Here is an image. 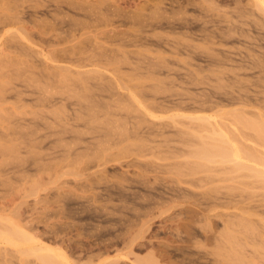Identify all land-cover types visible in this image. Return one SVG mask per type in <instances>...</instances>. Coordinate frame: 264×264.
Segmentation results:
<instances>
[{"label":"bare ground","instance_id":"bare-ground-1","mask_svg":"<svg viewBox=\"0 0 264 264\" xmlns=\"http://www.w3.org/2000/svg\"><path fill=\"white\" fill-rule=\"evenodd\" d=\"M97 1L98 2L92 3L86 0H0V159L2 158V160H0V198L6 200L5 202L0 201V264H128V262H125V259L128 258L130 254H133L134 241H124L123 248L117 250L118 253L116 256L103 257L104 254L107 253L110 248L114 247L115 244L112 241H109V243L105 241L103 242L101 241L97 243L92 242L94 243L93 246L96 247V249L93 248L92 246L89 247L86 246L85 244H83V242L81 243L79 241L69 242L66 237L60 235L66 234L68 228L72 227L71 223L67 221H61L60 223L50 224L46 220L43 221L45 223L44 226L45 230L42 232H38L33 222L35 219L33 215L27 217L25 210L26 201L24 200L30 195L32 194L34 195V193L38 191L41 182L44 180L41 178V174H42L41 172L47 170L50 167L58 166L61 163L64 164V162H67V164L65 165H72L76 167L77 174H83V171L89 168L90 165H97L100 168L97 171V173L101 177L95 179H85V182L86 181L91 182L92 184L94 183L96 184L105 183L107 185L108 183L110 184L115 183V184L107 186L108 189L106 190V192L107 195L109 196L107 203H100L97 200L98 193L96 192L91 193V196L87 194L92 184H81L78 185V188L83 187L85 189L82 192V194H78L75 190L71 189L66 193L62 192L61 194L56 195V198H59L58 200L61 206H63L62 203L66 205L67 201L68 202H71V200L75 201L74 198H76L77 200L82 199V200H86L85 202L87 203L86 206L82 205L84 211L88 210L91 207L94 208V210L99 211V213L105 212L109 216H111L114 215L113 214L114 212L112 213V211L109 210V203H111V199H112V191L110 189L111 187H114L116 189L118 188L120 190L121 198L122 197L125 198V205H124L125 209L127 210L128 208L129 210L132 208L130 206L128 207L127 205V201H126L127 191L123 193L121 189L122 187L120 188L116 184H120V185L122 183L127 184L133 181H137V182L143 181L142 183H147L151 181L150 180L151 177H153L155 181H165V179L161 177L160 174L162 175L173 174V175H177L179 178H170L171 182H174L177 185H180L178 183L189 182L196 187V184L198 186L201 183H204L206 185L207 183L209 184L210 181L213 184L214 182L221 183L222 181H224V174L228 173L229 175V172L231 171L230 173L233 174V178H235L234 191L228 190L223 192V190H221L224 187L223 184L220 186L217 185L215 186V188L221 187L220 189L217 188L218 189L217 191L220 192H216L215 190L216 193L215 196H213V198L216 199V202L218 199L222 200V203H220L221 207L222 205H225L224 202L226 200L223 202V199L226 198L229 201H231V199L233 198L236 199V202L238 201V204L241 207L240 212H242V216L244 217V214L245 216L246 213L248 214L245 221L248 222L249 220L248 224L253 225V229L255 227L257 229L261 223H264L263 222L264 221V129H263L264 104L262 105L260 100H257L258 101L257 103L260 102L262 106L261 105L258 106L259 104L256 103L257 104L256 106H258L256 108L255 103L253 104L251 100H250L251 103L250 101H248L249 98L244 99L242 98L241 95L239 96L241 98H239L238 96L234 94L233 96L231 95V93H229L233 97H231L228 100V102L232 104L233 107L229 110H224L223 109L224 104L221 103L222 100L214 98L220 100L221 102L216 100L212 101V99L210 98L211 96L210 94L209 96L208 94L203 93L204 96L208 95L210 99L208 98L206 99V97L208 96L204 97L202 94H200L201 98H205L204 100L201 99L200 96L199 98L198 97L195 98L196 95L194 93L191 94L192 92L187 94L188 93L187 91H189L190 89H188L189 87L186 88L185 86L186 85L185 82H187L186 80L185 81L182 80L181 82L179 80L180 83L183 84L185 83V84L184 87L181 84H179L180 88L179 87L177 88L176 82L172 79H171L172 81L166 82L164 80H161L162 78L161 79L157 77H156L157 79L154 78L155 75L158 74L157 73L158 71H156V67L159 68L158 66L159 64L157 63L155 65V68H153L154 64L152 62L151 63L153 65L151 63L148 65V63H146L148 65V69L147 71L145 69V71L146 74H148L150 77H147L145 72H143L147 78V79L144 78L145 82L148 79H151V77H153L152 81L148 80L150 82L154 81L151 84L146 85L144 82H142L143 78L141 81H139V78H141L139 76L140 74L139 72H141V70L138 72L139 70L138 67H140L138 63H136V66L138 64V67L135 66V68H133L134 69L133 72L134 71L136 72V73L134 72L135 76H137L136 78H133L134 76L133 75L130 76V74L128 76V73L127 75H125L126 72L123 70L124 68L122 69V67H125L123 65L127 64L128 62H130V64L131 63L134 64V62H137L138 60L136 59L137 60L136 61L134 59V62L130 61L131 59H133V57L129 55L130 50L128 51L126 49V45L128 44L126 40L128 37L127 38L125 37L126 40H123L125 38L121 37L120 36L121 34L119 32V30L121 29L116 31L114 29L115 27L114 28L110 27L111 30L114 29L115 30L114 32H117L115 33V35H112L114 34L113 32L109 34V36L111 35L110 37L108 36V33H110L111 31L107 33V29H109L108 27L112 25L111 22L115 21L114 18L117 17V19H121L122 17L124 19L128 16L124 17L126 15L124 13L126 12L122 10L123 8H121L120 5L117 6L118 3L117 5L116 4L112 5L110 4L111 2H108L109 0H100V1L97 0ZM197 1L200 2V0ZM197 1L187 0V4H188L187 7L190 5H193L194 7V4L195 5L200 4L199 6L197 5L198 9L201 6L200 11L203 10V12L206 13V14L204 13L205 15L202 16L209 17L210 15V17L211 16L213 17L212 20L210 19L208 20L206 18L208 22L211 21V24L213 23L216 24L215 22L217 21V25L220 24V23L218 24V20L221 22L224 21L228 23V26L225 24L227 27L226 32L231 31L230 33L229 32L228 33L229 34L233 33V35L234 32L243 30V28L240 25L239 26L237 25L238 22L239 23L241 22V19L243 18L248 19L251 16L255 17L256 14L255 10L260 5H262L260 8L263 7L262 11H264V0L252 1L254 6H258L255 10L253 7L252 9L253 12H248V8L246 7V5L248 6L251 5L252 3H249L247 1V3L244 4L243 0H201L202 1L201 3H198ZM162 3L163 5L166 4V2L165 3L162 2ZM180 4L181 3H179V5ZM231 4H233L234 7H232L233 5L231 6ZM158 6L157 7L154 6V7L157 9ZM181 6L183 7L182 4ZM144 7L142 6L141 8L145 9ZM179 7H177L178 10L183 9ZM258 10L260 9L258 8ZM122 11L124 13H122ZM137 14L138 11L136 13V17L135 16L132 17V15L129 16L127 22L130 21L129 18L131 17L133 20L136 18L134 22L140 23V21L144 17L148 16L146 15L142 17V14L144 13L141 12V14L139 13L141 16L138 14L139 17H141L139 19ZM167 18L169 19V17ZM167 18L166 20H168ZM255 18H253V20H256L257 18L259 20L258 23L257 22L255 23L257 24V26L258 25L260 26V21L261 22L264 21V18L263 16L261 17V15L257 16L256 19ZM204 19L205 18H203V20ZM198 20L196 21V23L198 22ZM203 20L201 22L203 24L202 26L204 27L206 24L204 25L205 22L203 23ZM250 20H252V18H250L249 21ZM170 21L171 20L169 19V21H167V24ZM177 21L180 22L181 19L180 20L177 19ZM212 21L214 22L212 23ZM246 21H242V22L244 23ZM133 23L131 22L132 26L134 25ZM148 23H150L149 20ZM153 23L152 25H154ZM113 24L115 23L113 22ZM144 24H141V27ZM159 24L161 23L159 22ZM139 25L137 23L136 26L140 27ZM184 25L185 23H183V26ZM208 25L210 28L211 27L210 24ZM250 25L252 24H248L247 26ZM117 26L120 25L118 24ZM130 26L131 25H129V27ZM224 26H222V28ZM99 27L100 28L104 27V29L105 27H107V29L105 30L107 33L106 35L109 39L105 38L106 35L104 33H103L104 37L101 38L104 39V41L107 40V42H104L103 40L102 42L101 39L99 38L100 35H91V33L89 34V32L91 31H87L88 33L85 32L86 30L93 28L99 29ZM203 27L201 29L205 30L203 29ZM133 28H135V25L133 26ZM153 28L154 26L151 29ZM98 29L97 32L99 34L100 32L98 31ZM145 29H146V25H145ZM208 29L205 32H207ZM213 29H215V27ZM258 29H262V28H258ZM99 30L103 31L101 29ZM138 31L140 32V29ZM209 31L211 30L209 29ZM215 31L217 32V28ZM262 31L264 30L262 29ZM93 32L95 34V30ZM121 33L123 34V32ZM192 33L194 32L192 31ZM141 34H143V32ZM238 34L241 33L238 32ZM245 35L246 34H244V36ZM139 36L140 37L142 36L141 38H146L145 36L148 35H139ZM160 36L162 35H159L158 39ZM207 36H208L207 38L205 36L206 40L209 39L212 40L211 38H209V35ZM223 36L224 37L222 38H225V35ZM134 37L132 38V40L134 39ZM152 37L154 39L155 36ZM166 37L167 36H165V38ZM147 38L151 40V37H147ZM174 38H177V36ZM180 38L183 41V38L182 37ZM187 38L189 37L186 36V39ZM129 39L130 38H128V40ZM170 39L172 41V38ZM138 40L140 41V39ZM177 40L179 39L177 38ZM188 40L191 41V39ZM164 41L167 42L168 41L167 38ZM108 42L110 43L109 45ZM112 42L116 44L118 43L117 44L118 46H113L116 44H113ZM172 43L173 41L171 42V44ZM183 45L185 46V43ZM186 46H191V44ZM135 47H140V46L135 45ZM178 47L179 46H177V48ZM206 48L209 47L206 46ZM149 50H148L149 52L156 51L151 49ZM163 50L161 52H163ZM177 50L174 51L177 52ZM137 51L135 50V54L137 53ZM212 51L213 50H211L210 52ZM141 52L138 51V53ZM138 53L137 55L139 56ZM159 53L156 54L159 55ZM163 53L162 55H164ZM142 54L144 55L145 52H143ZM218 54L220 55V53ZM208 55L210 56V54ZM166 56H168V58L169 57L172 58L169 55ZM192 56L195 55H190V57ZM161 57L162 59L164 58V56ZM222 57L223 56H221V58ZM174 59H168V60L170 61ZM230 60L233 59L230 58ZM143 61L147 62V60H143ZM258 61L259 60H257V62ZM53 62L55 64L56 62H60V63L65 62L68 64L70 63L71 65H74L78 68L80 67V69L84 67L86 68V66L87 67L91 66L92 68L93 66V69L88 70L86 68L87 70L86 69L75 70L77 69L76 67L75 69H73L74 66L72 68L70 67L71 65L69 66L68 64H67L68 66H66V64H64L65 66L64 65L60 66L61 64L59 66L57 64L56 66L51 65V63L54 64ZM163 63L164 61H162L161 64ZM253 65L256 66V64ZM121 70H123L125 73L123 71L121 72ZM109 71H112L115 77L111 78V75H113V73L111 74V72ZM170 71H172L171 68L169 72ZM106 72L110 73L111 75L109 74L110 75L109 76L108 74H106ZM133 72L130 71V73ZM166 73L168 72L166 71ZM60 74L63 75L62 78L60 77ZM198 74L203 76H201V78L199 79L191 78L192 81L194 80V82L196 81L202 84H205V82L207 83L205 79L207 80L209 75L207 74L208 77H206L207 75H204L202 71L196 72V75ZM76 77H78V79L81 78L79 80H81L82 82H79V80H77ZM217 78H219V75L217 76ZM173 79L176 80V78ZM221 79H223V77H221ZM261 80L263 81L264 79ZM192 81L189 83L190 84L194 83ZM229 82H231V80ZM232 82L234 85L235 81ZM189 83L187 82V85H189ZM195 83L191 85L198 84ZM235 84L237 85L238 83L235 82ZM245 84L242 83V87L243 85L245 86ZM256 84L258 83L256 82ZM230 86L232 88V84ZM237 87L238 86H236L233 89L237 90ZM169 88L171 90H173L172 88H174L175 92L174 90L172 92L169 91L170 90ZM229 88L227 89L229 90ZM180 89L184 90L187 93L182 92ZM233 89L231 90L234 93ZM242 89L246 90L244 88ZM242 89L241 91H243ZM122 90H124L125 92H123ZM161 91H163L164 93H162ZM167 91L171 92V95L168 94V97L169 95L170 97L175 96V98L179 100L177 102L176 100L173 99L172 101H170L171 98L166 99L167 95L163 99L159 97L161 93L163 95H165V93L167 94ZM28 95L30 97L34 95V97L36 96V98L33 97L31 98L32 99L31 100L27 98ZM57 95H60L61 97L59 98ZM192 95H194L195 97H193ZM56 96L58 98H56ZM212 96L214 97V94ZM186 97L188 98L186 99ZM224 98L226 97L224 96ZM11 99L13 100V102ZM198 99L201 100L199 101ZM27 101L28 102L31 101V106L27 105L30 104ZM235 104H240L241 106L238 107ZM26 105L29 106L30 109H27ZM47 107L51 108V110L48 111L49 115L45 111V109L47 110ZM188 110L195 111L200 114H195L192 116V114L190 115L186 113V111ZM205 111H209L213 113L208 115L207 114L202 115L201 112H205ZM161 112L164 114L174 112V114L172 113L173 115L171 116V118L170 119L168 118L169 120L173 119L172 120L173 122H170L169 120H168L169 122L167 121L163 122L161 118L162 116L159 114ZM157 114H159L160 116ZM28 116L29 118L32 119H28L27 118ZM165 118H167V116ZM58 119L63 120L64 122L63 124H65V127H68L65 128L66 131L63 130L66 133H69V131L72 132L75 131L81 135L83 132L80 133V130L77 131V128L79 126L85 127L83 129L86 131L88 129L89 132H91L90 130H94L93 134L94 133L98 134L97 136H95L97 138L95 140L96 142L87 141L89 142L88 144H86L84 147H80L81 149H83L82 151L78 152L75 150L74 152H70L71 148L68 147V145H70L72 142H75L77 140H80V142L81 141L84 142L85 137L79 138V136L74 135L77 133L74 132V134L72 135L71 132L69 134L71 135L70 137L71 140H70L69 137H66V135L62 131L64 137L56 136L58 137L57 139L55 138V136L53 137L55 138L56 143L60 144L61 142H64L66 145L63 143L65 145L64 147L63 145L62 146L55 145V147L53 146L54 149L53 147L52 149L51 148L49 149L55 150L56 152V149H60L61 146V150L65 151V154H61L63 152L59 151L60 152L59 156L57 154V156H55L54 158H50L51 160L58 159L57 162H49V161L43 163L36 162L38 161L36 160V156L39 155L38 156L39 158L40 156H43V159L46 157H44V154H42L43 146L42 147L39 146V144H42L41 143L42 141H39L41 140L39 139L41 137L38 136L39 138L37 139L36 135L34 136V132L35 134H38L37 130L40 131V129L42 128L45 129L46 126H48L49 128V126H52L54 124L55 126L57 125L58 128L60 124L63 125L62 121ZM93 123L96 124L98 123L99 125L98 124L94 125ZM106 124L109 125L107 126V128H106ZM52 128H50L49 132L54 131V129L51 130ZM57 128L55 127V129ZM112 128L114 129L118 128V130L115 129V132L113 133H110V130L109 132H106L108 129H112ZM83 134L82 136H84ZM44 135L46 136V134ZM33 136L35 137V139H33L34 138ZM41 136L43 138V133L41 134ZM92 137H93L92 140H94L95 137L94 136ZM195 138H199V139L195 140ZM201 139L204 143H202ZM204 140L206 141V143ZM210 141L212 143H210ZM215 142L217 143L214 145L213 143ZM95 143L98 144L95 145ZM208 143H210V145H208ZM74 144L75 146H77L76 143ZM194 154L198 155L197 157L200 156L199 160L204 161L205 159L207 160L206 162L211 161L214 157H218L219 160L217 162L213 161L216 164L210 165L212 167L208 166L207 165L208 163L207 164L205 163L206 167L208 166L209 168V169H205V171L209 173L208 170H211L214 171L215 173L213 174L210 171V175H208V173L206 172L207 176L206 175L204 176L203 174H200V176L198 177L193 176L194 173L191 172V170H188L187 168V164H188L187 158L193 157ZM196 155L194 157H196ZM7 157L8 158L11 157V159L9 158L10 160L14 159L12 160L13 162L10 161ZM6 159L9 161H7ZM16 159L17 161H15ZM43 159L42 157L40 158V160L44 161L45 159L44 160ZM227 161L228 162L232 161V164L234 163L233 165L231 164L232 166V167L230 166L231 168L228 167L230 164L226 165ZM213 162H209V164ZM224 162L226 166L224 165ZM26 163L30 164L29 167L25 166ZM34 164L37 167V169H35V172L37 174H35L34 170L31 168ZM111 164L119 166L120 169H116V171L113 172L114 173L112 174L113 178L112 177L107 178L105 177L109 174L107 167ZM172 167L175 168L173 169ZM183 167L186 168L185 171L184 169H182ZM193 168L195 169L197 167L194 166ZM129 173H132V175L130 176ZM33 176L34 177L37 176V178L32 179ZM224 188H226V186ZM221 193H223L221 197L223 199L218 197V195H220ZM205 194L209 196L211 193H205ZM19 195L24 200H21V202L20 203L18 202L19 204L15 206L13 205L14 207L12 208H7L12 206L11 204L14 203L11 200V197L15 198L16 196L19 197ZM212 195H211V199H213ZM200 197L202 196L200 195ZM204 202H207L206 197ZM121 203H123V200L121 201ZM148 203H150L149 200ZM238 204L236 203L237 206ZM67 206H65L67 214L68 215L73 214L74 210L71 209L69 206L68 207ZM63 209L61 208L59 211H56L55 213L63 214L65 213ZM115 209L116 206L114 205L113 210ZM135 209L136 206L133 205V212H135L134 211ZM130 211H132V209ZM139 211H137V213ZM51 213H53L52 210H46L44 212V216L46 215L45 217H50L49 214ZM235 215H238L236 216V219H235ZM242 216H240L239 214H234L233 216L234 217L233 220L235 219L234 222L237 221L235 222L237 226L239 224L238 221L240 220V224H239L240 229L242 222L241 219H243V221L245 219V217L242 218ZM238 217L241 218L239 219ZM248 217L251 218L248 219ZM64 219H67V217H65ZM206 220H207L206 222L208 223L210 218L206 217ZM229 222L230 221H228V223ZM145 223L143 222V224ZM208 225H210V223H208ZM262 225L263 224H261V226ZM242 226H244V224ZM259 232H261V230ZM45 235H49L54 240L57 239L53 241L55 245L45 242L43 240ZM261 235L262 233L261 234L258 232L256 234L253 233L251 235L253 240L251 239L252 241H244V243H239L240 241L238 242L235 241L236 243H239L238 253L235 254V252L233 251L234 248L231 249V251L234 252L233 253L234 256L238 254L236 258H234L233 255H231L233 256V259L232 258L226 259V257L220 259L216 257L214 259L215 260L214 263L212 262L213 260H211L212 263H208V261L207 263L208 264H264V239H262L264 237L263 235L262 236ZM246 236L247 239L250 237V236L248 237V235ZM58 239L60 240L58 241ZM233 245H235V243H233ZM223 247L224 246L222 245V247L220 248L223 249ZM225 248L223 250H225ZM235 250L237 252V244ZM161 252H160V246H158L157 248L150 247L146 255L141 257L135 256V260L133 261V263L130 264H166V263L174 264L176 262L175 260L173 262V260H171L170 258L168 259V257L166 258L165 255L164 257L163 256L161 257L162 255ZM224 253L226 254V252ZM226 256L228 255L226 254ZM231 256L229 255V257ZM189 258L187 257V259ZM192 259L193 257L187 260L188 261L187 262L185 257V263L207 264L205 263L206 261L205 262L203 261L204 262L203 263V262H199L200 260L195 261L194 259L193 260ZM165 260H167V262H165ZM182 261L184 263V260Z\"/></svg>","mask_w":264,"mask_h":264},{"label":"rangeland","instance_id":"rangeland-1","mask_svg":"<svg viewBox=\"0 0 264 264\" xmlns=\"http://www.w3.org/2000/svg\"><path fill=\"white\" fill-rule=\"evenodd\" d=\"M86 1L92 2L95 0H92V1L86 0ZM195 1H197V0H195ZM247 1L249 3H252L253 0H250V1L249 0H245V1L243 0L244 4H246ZM95 2H98V1L96 0ZM95 2H92V3H95ZM108 2H111L110 4H112V5L113 4L117 5V3H118L117 6L120 5V7L123 8L122 10H124L126 12V13H124L122 11V13L126 14L125 16L123 14L124 17H126V16L129 17L131 15H132V17H134V16L136 17L137 11H138V14L139 13L141 14V12L144 13V14H142V17H144L146 15H148L150 17L149 18L148 16H146L143 18L144 20L142 19L140 21V23L142 22L141 24L145 23L144 25H142V27H141V24L139 22H134V20L136 18L133 20L131 17L130 18L132 19V21L130 18H129V20L132 23L134 22L133 24L135 25V28H133L134 25L132 26L130 21L127 22L128 17H126L124 19L122 17H121V19H117V17H116V18H114L115 21H113L115 24H113V22H111L112 25L109 27L107 26L109 29H107V27H105V29H107V33L109 31H111L110 33H108V36L112 32L114 33L112 35H115V33H117V32H114V31L115 30L118 31L119 29H121V30H119V32L121 34L120 36L124 37V38L125 37L130 38L129 40H128V38H127V40H126V38L123 39V40H126V42H128V44L126 43L127 44L126 49L128 51L130 50L129 55L131 57H133V59H131L130 61L134 62V59L135 60L137 59L138 61L136 60L137 62H134V64L133 63L130 64V62H128L127 64L123 65V66H125V67H122V69L124 68L123 70L126 72L125 75H127V73H128V76L130 74V76L133 75L134 76L133 78H136L137 77V76H135L136 72L135 71H134L135 73L133 72V70H134L133 68H135L136 63H138L139 66L141 67V68L138 67V64L136 66L139 68L138 72L141 70V72H139L140 73L139 76L141 78L138 77L139 81H141L143 78L144 81L142 80V82H144L146 85L151 84L154 81L150 82L148 80L152 81L153 77H151V79H148L146 82H145L144 78H146V76L150 77L148 74H146V71L148 69V65L152 62L154 64L153 68H155V65L157 63V64H159L158 65L159 68L156 67V71H158L157 73L159 75L156 74L154 78H156V77L160 78V79L162 78L161 80H164L166 82L174 80L177 84L176 85L177 88L179 87V84H181L184 87V84L186 83V85H185L186 88L189 87L188 89H190V90L187 91L188 92L187 93L184 90L180 89L182 92H185L187 94L192 92L191 94L194 93L196 95V97L194 95H192L195 98H197V97L199 98L200 94H202L203 96H204V94H208V95L210 94L211 96L210 95L209 96L212 99V101L213 100L214 101L215 100L220 101L217 99L222 100V102L221 101L220 102L222 104H224V106H223L224 110H229L233 107L232 104H230L228 102V100L231 97H233L234 95H236L238 97L241 95L242 98H244V99L249 98L248 101L251 100L253 102V104L255 103V106L257 104H259L258 106H260L261 103H262V105L264 104V100H263L264 99L263 98L264 97V84H263L264 80L263 81L261 80V79H264V63H262V62H264V59H263L264 58V31H262V29L264 30V21H262L263 23L260 21V26L258 25L259 27L257 26V24H255L256 22L257 23L259 22V20H258L259 17L257 18V16L261 15V17L263 16V18H264V11H262L263 7L260 8L262 5H260L259 7L254 6L253 3L251 5H248V6L246 5V7L248 8V12H253V10H252L253 7H254V10L258 7L260 10H258V8H257L255 11H256V14H259V15H256L255 11H254L255 17L257 19L253 16H251V17L249 16L250 18H252V20H253V18L256 19V20H253V22H252V20H250L252 23L249 21L250 18L241 19V22L247 20L244 23L243 22L242 23L238 22L239 24L237 23V25L238 26L240 25L243 28V30L238 31L241 34H238V32H234V35H233V33L229 34L231 31L230 32L228 31L229 33L226 32V30H227L226 25L228 26V23H226L224 21L221 22L219 20H218V24L220 23L219 25H217V21L215 22L216 24H214L213 23L214 21H212V23L214 25L211 24V21H209L210 22L209 23L207 21V19L212 20L213 17L211 16L212 17L211 18L210 15H209V17L202 16V15H205L206 13L203 12V10L200 11L201 6L198 9V6L200 4H196V5L194 4V7H193V5H190V6H188L189 7L188 8L187 7V5H188L187 0H166V1L160 0V2H159V0H109ZM162 2H164V3L166 2V4L163 5ZM197 2L201 3L202 1L200 0V2L199 1H197ZM197 2H195V3H197ZM229 2H231V1H229ZM179 3H181L183 5V7L181 6V4L179 5ZM232 5L233 4H231V6ZM142 6L143 7L146 6V7H144L146 10L141 8ZM154 6L155 7L158 6V8L156 9ZM162 6H165V7H162ZM171 6H172V8H171ZM177 7L183 8V9L182 10L179 9L180 10L179 11ZM232 7H234V5ZM139 9H141V10H139ZM150 9H152V10H150ZM197 10L200 12H198ZM127 11H130V12H127ZM135 11H136V13H135ZM152 12H153V14H152ZM129 13H131V14H129ZM199 13H201V14H199ZM70 14H72V13H70ZM133 14H135V15H133ZM138 14H137V16L140 19L141 18V17H139L140 14L139 15ZM200 15L202 18L200 17ZM167 17H169V19L171 20L170 22H168V24H167V21H169V19ZM178 17L181 19V21L183 23H185L184 26H183V23L181 21L180 22L177 21V19L180 20ZM166 18L168 20H166ZM195 18L197 20L199 18L197 23H196L197 20ZM203 18H205V19L203 20ZM148 20L150 21V23H148ZM202 20H203V23L205 22L204 25L206 24L204 27L209 28L208 24H210L211 27L209 29L211 31H209V29L207 28L208 31L205 32L207 29L202 26L203 25L201 22ZM119 21H120V23H119ZM159 22L161 24H159ZM176 22H177V24H176ZM186 22H188V23H186ZM137 23H138V25L140 24L139 25L140 27L136 26ZM152 23L154 25H152ZM245 23H247V24H245ZM118 24L121 27L117 26ZM122 24H124L125 27ZM127 24H128V26H127ZM150 24H151V26H150ZM181 24H182V26H181ZM248 24H252L253 26L252 25H250L252 27L247 26ZM129 25H131V26L129 27ZM145 25H146V29H145ZM189 25H190V27H189ZM221 25L222 26L225 25V26L222 28ZM153 26H154V28L151 29ZM155 26H156V28H155ZM167 26H169V27H167ZM110 27L111 28L115 27L114 28L115 30L114 29L111 30ZM127 27H129V28H127ZM147 27L150 29V31ZM202 27L205 30H202L201 29ZM212 27L213 28L215 27V29H213ZM241 27H240V29H241ZM244 27H246V28H244ZM248 27H250V28H248ZM254 27H255V29H254ZM257 27L262 28V29H258ZM138 28L140 29V32L138 31L139 30ZM198 28L201 30H199ZM216 28H217V32L215 31ZM93 29L86 30L85 32L91 31V32H89V34L91 33V35H100L99 36L100 39L104 37V34L105 35L107 34L104 27H102V28L99 27V29H101L103 31H100L98 28H95L94 29L95 34L93 32L94 31ZM97 29L102 34H100V33L98 34ZM123 29L124 30L126 29V30L124 31ZM128 29H129V31H128ZM190 29H192V30H190ZM136 30L138 33L136 32ZM153 30H155V31H153ZM192 31L194 33H192ZM121 32H123V34ZM142 32H143V34H141ZM202 32H204V33H202ZM204 34H206V35H204ZM244 34H246V35L244 36ZM126 35H128V36H126ZM139 35H148V36H145L146 38H141L142 36L140 37ZM159 35H162V36H160L161 38L159 37V39H158ZM164 35L167 36L166 37L168 40L167 42L164 41L166 39ZM185 35L188 36L189 38L186 39ZM207 35H209V38H211L212 40H210V39L206 40L205 36L207 38L208 37ZM223 35H225V38H222V37H224ZM230 35H232V36H230ZM152 36H155L154 39ZM176 36L179 40H177V38H174ZM214 36H216V37H214ZM133 37H134V39L132 40ZM147 37H151V40L148 39ZM180 37L183 38V41ZM105 38L106 39L108 38L107 35L105 36ZM170 38H172V41L175 45L173 43H172L173 45L171 44L172 41ZM138 39H140L142 44ZM188 39H191V41H189ZM102 40L104 41V39H101V41ZM147 40L148 41L150 40L151 42L150 41L148 42ZM136 41H138V42H136ZM181 41H182V43H181ZM210 41H212L213 44ZM104 42H107V40ZM183 42L185 43V46L190 45V44H191V46L185 47L183 45L184 44ZM189 42H191V43H189ZM207 42H209V43H207ZM109 44L110 43L108 42V45ZM113 44H116V43H113ZM117 44L113 45V46H118ZM181 44H182V46H181ZM135 45L140 46V47H135ZM177 46H179L181 49L179 47L177 48ZM194 46H195V49H194ZM206 46H208L209 48H206ZM146 48L148 50L151 49V50H156V51L155 52L154 51L149 52L150 50L148 51ZM173 48H174V50L178 49L177 52L174 51ZM186 48L190 49V50H187ZM197 48H199V49H197ZM137 49L139 52H141V51L142 52L138 53ZM163 49L165 50V52ZM169 49L171 52L169 51ZM207 49H209V50H207ZM135 50L137 51L139 56L137 55V53L135 54ZM158 50H160V51H158ZM162 50L164 53L161 52ZM211 50H213L212 51L213 54H212V52H210ZM143 52H145L144 55L142 54ZM172 52H173V54H172ZM208 52H210V53H208ZM151 53H153L154 55ZM156 53H159V55ZM162 53L164 55H162ZM176 53H179V54H176ZM218 53H220V55ZM208 54H210V56ZM224 54H226V55H224ZM166 55H169L172 58H170V57L168 58V56H166ZM190 55H195L196 57L195 56L190 57ZM151 56H153V57H151ZM161 56H164L165 59L163 58L164 59L163 60ZM173 56L176 59H174ZM197 56H198V58H197ZM213 56H215V57H213ZM221 56H223V57L221 58ZM143 57H145L146 59ZM148 57H149V59H148ZM155 57L158 59H156ZM177 58L178 59L180 58L179 59L180 61ZM230 58L233 59L234 61L230 60ZM161 59H162V61H164L163 64H161L162 63ZM168 59H174V60L169 61ZM143 60H147V62L146 61L144 62ZM148 60H149V62H148ZM153 60H154V62H153ZM181 60L187 65H185ZM226 60L228 61V63ZM257 60H259V61L257 62ZM139 62L142 64H140ZM212 62H214V63H212ZM146 63H148V65ZM56 64L58 66L60 64H61L60 66H62L64 64H66V66L71 65L70 63L68 64L65 62H61V63L56 62ZM56 64L51 63V65H55V66H56ZM183 64H184V66H183ZM253 64H256V66ZM261 64H263V65H261ZM73 66L74 65H71L70 67L73 68ZM75 67L76 66H74L73 69H75ZM88 67L86 66V68L88 70L93 69V66H92V68H91V66H88ZM168 67H169V69H168ZM76 68L77 69H75V70H78V69L79 70H81V69L85 70L86 69L85 67L81 68V69H80V67L79 68L76 67ZM170 68L172 69V71L169 72ZM173 68H174V70H173ZM145 69H146V71H145ZM165 69H167V70H165ZM206 69H207V72H206ZM123 70H121V72ZM198 70L202 71V73L204 75H207V74L209 75V77H208V75L206 76V77H208L207 80L205 79V81H207V83L205 82V84H202V83L195 81L196 83L199 84L198 85L194 82V80L192 81V79H195V78L199 79V78H201V76H203V75H199V74L196 75V72H199ZM229 70H231V71H229ZM130 71H132L133 73H130ZM166 71L168 73H166ZM211 71L213 73L215 72L216 74L215 73L213 74ZM59 72H61V71H59ZM109 72H111V74L113 73L112 71H109ZM143 72H145L146 76ZM106 74L109 75L110 73L106 72ZM215 75H217V76L219 75V78H217V76H215ZM62 76L63 75L60 74L61 78H62ZM167 76H170V77H167ZM187 76H188V78H187ZM228 76H230V77H228ZM113 77H115L114 73H113V75H111V78H113ZM221 77H223V79H221ZM74 78H75V76H74ZM76 78H77V80L81 79V78L78 79V77H76ZM128 78H130V77H128ZM173 78H176V80ZM217 79H219V80H217ZM179 80H180V82L182 80L183 81L186 80L188 83L192 81L196 85H191L194 83H191V84L189 83V85H191V86H189V85H187V82H185L183 84V83H180ZM230 80H231V82L235 81L238 84L236 85L234 82V85H233V82L232 83L229 82ZM217 81H219V82H217ZM240 81H241V84H240ZM79 82H82V81L79 80ZM256 82L259 84V86H258V84H256ZM242 83H244V84L246 83L245 86L243 85V87H242ZM219 84L223 85L225 88ZM231 84H232V88L230 86ZM246 85H248V86H246ZM216 86H218V87H216ZM236 86H238L237 90H240V91L242 88L246 89V90L242 89L245 92L241 91V93H240V91H237L236 89L234 90L233 88H235ZM215 87L217 90L215 89ZM227 88H229V90ZM172 89L174 90V88H172ZM231 89L234 90V93ZM173 90L170 89L169 91L172 92ZM122 91L125 92L124 90H122ZM164 91H166V90H164ZM169 91H167V94L165 93V95H163L162 93H164V92L161 91L162 93L159 95V97H161L162 99L164 97H166V95L168 97V94L171 95V92H169ZM210 91L213 93H211ZM215 91L217 92V94ZM174 92H175V90H174ZM236 92H238L239 94ZM229 93H231V95H233V94L234 95L231 96ZM244 93H245V95H244ZM213 94H214V97L212 96ZM170 95L168 98L166 97V99L171 98L170 101H172V99H173V100H176V102L179 100V99L177 100V98H175V96L170 97ZM172 95H173V93H172ZM208 95H205V96H208ZM57 96L59 98L61 97L60 95H57ZM57 96H56V98H58ZM209 96L206 97V99L207 98L210 99ZM224 96L226 98H224ZM236 96H235V98H236ZM33 97H34V95L32 97H30L28 95L27 98L31 99ZM34 98H36V96ZM187 98L188 97H186V99ZM200 98H201V96H200ZM214 98H217V99H214ZM239 98H241V97H239ZM201 99L204 100L205 98H201ZM247 99H246V101H247ZM255 99H256V101H255ZM11 100H10V102H11ZM80 100H82V99H80ZM257 100H260L261 103L260 102L257 103L258 102ZM262 100H263V102H262ZM251 101H250V103H251ZM12 102H13V100H12ZM28 103H30V104H27V105L31 106V101H29ZM192 103H193V101H192ZM235 105L238 107L241 106L240 104H235ZM258 106H256V108ZM28 107L29 106H27V109H30V107L29 108ZM49 110H51V108L47 107V110L45 109V111L47 113ZM174 112L165 113V114L161 112L159 114L162 116L161 118H162L163 122H165V121L173 122L172 121L173 119H171V120H169V119L174 114ZM186 113L190 114V115L192 114V116L195 114H200L198 112L191 111V110L186 111ZM211 113H213V112H209V111L201 112L202 115H204V114L208 115ZM159 114H157V115H159ZM48 115H49V113H48ZM29 116L27 118L32 119V118H29ZM166 116H167V118H165ZM31 117H32V115H31ZM58 120H61V119H58ZM61 121L63 124L64 123L63 120H61ZM94 122H95V120H94ZM93 124L97 125L98 123L97 124L93 123ZM263 124H264V122H263ZM60 125L58 126V128H57V125L55 126V124L52 126H49V128H48V126H46L45 129L42 128V129H40V131L37 130L38 134H35V132H34V136L36 135L37 139L39 137H41V138H39V139H41L39 141H42L41 142L42 144H39V146H41V147L43 146L42 147L43 151L41 150L43 153L42 152L41 153L44 154V157H46V158H44L45 159L44 160L43 156H40V158L42 157V159L44 160V161H42L38 157L39 155L37 153L38 156H36V160H38V161H36V162H42V163L48 162V161L49 162H57L58 159H52L51 160L50 158H54L55 156H57V154L59 156L60 152H63L61 154H65V151L61 150V146L63 145V147H64L66 144L64 142H61L60 144L56 143L55 138L57 139L60 136L64 137V134H65L66 137H69V139H70L71 135H69V134L72 131H69V133H66L65 128H68V127H65V124L61 125L62 127ZM107 126H109V125L106 124V128H107ZM52 127H54V128H52ZM55 127L57 129H55ZM79 127L77 128V131L80 130V133L83 132L84 134L83 133L82 134L84 136H82V134L81 135L78 134L74 130L73 131L77 134H74V132H72L71 134L77 135V136H79V138L85 137L84 142L81 141L82 142L81 143L80 140H77L75 142H72L71 144L69 143L70 145H68V147L71 148L70 152H74L75 150L78 152L82 151L83 149H81L80 147H84L86 144H88L89 142H87V141H95L97 139L95 136H97L98 134H96V133L93 134L94 130H90L91 132H89L87 129V131H88L87 132L86 130L83 129L85 127L82 126V127H80V129H79ZM50 128H52L51 130L54 129V131L49 132ZM254 128H256V127H254ZM112 129H114V128H112ZM112 129H108L106 132H109V130H110V133H113V132H115V129L118 130V128H115L114 130H112ZM63 130H65V131H63ZM62 131L64 132V134ZM99 131H101V130H99ZM41 132L43 133V138L41 136V134H42ZM54 132H55V134H54ZM57 132H59V133H57ZM44 134H46V136ZM47 134L48 135L50 134V135L48 136ZM53 136H55V138ZM56 136H58V137H56ZM92 136L95 137L94 140H92L93 139ZM45 137H46V139H45ZM29 138H30V136H29ZM33 139H35V137ZM198 139L199 138H195V140H198ZM201 141H202V139H201ZM74 143H76L77 146H75ZM202 143H204V142L202 141ZM205 143H206V141H205ZM210 143H212V142L210 141ZM210 143H208V145H210ZM216 143L217 142H215L213 144L215 145ZM73 144H74V146H73ZM97 144L98 143H95V145H97ZM55 145H61L60 149H56V152H55V150L49 149V148L52 149V147L53 146L55 147ZM54 147H53V149H54ZM77 149H79V150H77ZM195 155L196 154H194V156ZM194 156L187 158V160H188L187 168H188V170H191V172L194 173L193 176H195V177L200 176V174H203L205 176L208 173L207 171H205V169H209L208 166H210L212 164H216L214 162H217L219 160L218 157H214L211 161L206 162L207 160H205V159H204V161L199 160L200 156L197 157L198 155H196L197 158ZM11 157H9V158L11 159ZM0 160H2V158ZM9 160H7V161H9ZM12 160H14V159H12ZM12 160H10V161H12ZM180 160H183V159H180ZM15 161H17V159ZM198 162H200V163H198ZM209 162H213V163L209 164ZM205 163L206 164L208 163L207 167H206ZM226 163H227L226 165L230 164L228 166V167H230L232 164V161L231 162L227 161ZM65 164H67V162H64V164L61 163L58 166L50 167L47 170H44L43 172H41L42 173L41 178L44 180L41 182V184L38 188V191L36 193H34V195L32 194L29 197H27L25 200L22 199V197H20V195H19V197L16 196L15 198L11 197V200L14 203L11 204L12 206L7 207V208L14 207L15 205L19 204L21 202V200L26 201V205H25L26 215H27V217L33 215V217L35 218L33 222H34V225H35L36 230L38 232H42L45 230V227H44L45 223L43 221H46V220L50 224L60 223L61 221H67V222L71 223L72 227L68 228L66 234L60 235V236L66 237L69 242H74V241H79L80 243L83 242V244H85L86 246H88V247L92 246L93 248L96 249V247L93 246L94 243L101 242V241L102 242L105 241V242L109 243V241H112L115 244L114 247L110 248L109 251L107 253H105L103 257H114V256H116L118 253L117 250H119L120 248H123V242L124 241H134V243H133V254H130L128 256V258L125 259V262H128V264L133 263V261L135 260V256H140V257L144 256V255H146V253L150 247L157 248L158 246H160V252L162 251L161 257L162 256L164 257V255H165L166 258L167 257H168V259L170 258L171 260H173V262L175 260L176 261L175 263H177V264L179 262L181 264H184L185 263V257H186V261L191 259V257H193V259L195 261L200 260L199 262H203V261L205 262L206 261L205 263H207V261H208V263H212V262L214 263V261H215L214 259L216 257L220 258V259H223V257H226V259L227 258L233 259V256H234L233 253L234 252H235V254L238 253L239 243H244V241H252L253 239H252L251 235L253 233L254 234H256L257 232L260 234L262 233V235L264 237V229H263L264 223H261V224H263L262 225L263 227L260 224V226L258 225L259 227L257 229H256V227L253 229V225L248 224L249 220H248V222L245 221L247 216H248L247 213H246V216L244 214V217H245L244 221H243V219H241V221H242L241 222V229L239 226V224H240L239 219L241 217H238L239 219L237 218L239 220L238 226H237V224H235V222H237V221L234 222V220L236 219V216H238V215H235V219L233 220L234 214H239L240 216H242V212H240L241 207L238 204V201L236 202V199L233 198V199H231V201H229L226 198L223 199V198H221L223 193H221L220 195H218V197L223 199V202L226 200L224 202L225 205H222V207H221L220 203H222V200L218 199L216 202V199L213 198V196H215L216 192H220L217 190L220 189L221 187L215 188V186H217V185L220 186L223 184L224 187L226 186V188H224L222 186L223 189H221V190H223V192L228 191V190L234 191L235 178H233V174L230 173L231 171L229 172V175H228V173L224 174V181H222L221 183H217V182L215 183L214 182V184H213L210 181V183L209 184L207 183L206 185L204 183H201L199 186L196 184V187L189 182L188 183L187 182L186 183H178L180 185H177L174 182H171L170 178H179L177 175H173V174H163V175L160 174V176L163 177L165 179V181H155L153 179V177H151V179H150L151 181H149L147 183H142L143 181H141V182L133 181V182H129L127 184L122 183L121 184L122 186L120 184H116L120 188L122 187L121 189H122L123 193L125 191H127L126 201H127L128 207L129 206L132 207L131 208L132 211H130L131 209L128 210V208H127V210L125 209V207H124L125 198L124 197L121 198L120 190L118 188L116 189L114 187H111L110 189L112 191V199H111V203H109V210H111L112 213L114 212L113 213L114 215L109 216L107 213H105V212L99 213V211H96V210H94V208H91V207L88 210L84 211L82 208V205L86 206L87 203L85 202L86 200H82V199L77 200L76 198H74L75 201H72V200H71V202L67 201L66 205L64 203H62L63 206H61V204L58 200L59 198H56L57 194H61L62 192L66 193L71 189L75 190L78 194H82V192L85 189L83 187L78 188V185L92 184L91 182H87V181L85 182V179H95V178L101 177L97 173V171L100 169L97 165H90L89 168H87L85 171H83V174H77L76 173V167H74L72 165H65ZM199 164H201V165H199ZM29 165L30 164L26 163L25 166L29 167ZM224 165H225V162H224ZM194 166H196L197 168L194 169L193 168ZM210 167H212V166H210ZM31 168L34 170V173L37 174L35 172V169H37L35 164ZM116 169H120V167L117 165H112V164L109 165L107 167L109 174L105 177H107V178L112 177L113 178L112 174H114L113 172L116 171ZM182 169H184V171H185L186 168L183 167ZM208 171H209L208 175H210L211 170H208ZM175 172H177V171H175ZM211 172L213 174L215 173L214 171H211ZM195 173H196V175H195ZM213 174H211V175H213ZM129 175L131 176L132 173H129ZM203 175H201V176H203ZM35 178H37V176L32 177V179H35ZM83 179H84V181H83ZM208 179H209V177H208ZM80 180H82V181H80ZM112 184L114 185L115 183H111V184L108 183V185L105 183H99V184L94 183L89 188V192H87V194L91 196V193L96 192V193H98L97 200L100 203H107V200L109 199V196L107 195V192H106V190L108 189L107 186H110ZM125 188H126V190H125ZM123 189H124V191H123ZM215 190H216V192H215ZM205 193H211V194L208 196ZM192 194H193V196H192ZM200 195L202 197H200ZM211 195H212V198L214 200L211 199ZM205 197H206L207 202H204ZM200 198H202V199H200ZM210 199L213 201H211ZM122 200H123V203H121ZM148 200L150 203H148ZM0 201L5 202L6 200L0 198ZM156 202H158V203H156ZM226 202H227V204H226ZM235 202L238 204V206L236 205ZM153 203H155V204H153ZM27 205H28V207H27ZM64 205L65 206L68 205L71 209H73L74 210L73 214L68 215ZM114 205L116 206L115 210H113ZM133 205L136 206V209H138V210L135 209L134 210L135 212H133ZM60 206L62 209L64 207L63 211L66 214L65 213H63V214L55 213L56 211H59L61 209ZM208 206H209V208H208ZM206 207H207V210H206ZM26 208H29V209H26ZM46 210H52L53 211V213L49 214L50 217H45L46 215L44 216V212ZM137 211H139V212L137 213ZM245 212H246V210H245ZM65 217H67V219H64ZM206 217L210 218V220L208 222V223H210V225H208V223L206 222L207 221ZM244 217L242 216V218H244ZM249 218H251V217H248V219ZM232 220H233V222H232ZM228 221H230L231 223L230 222L228 223ZM143 222L144 223L146 222L147 224L145 223L146 224L145 225V224H143ZM243 224H244V226H242ZM260 230H261V232H259ZM243 235H244V237H243ZM246 235H248V237L249 236L250 237L247 239ZM240 237L241 238L243 237V238L241 239ZM217 238H218V240H217ZM262 239H264V238H262ZM43 240L47 243L55 245V243H53V241H55L57 239L54 240L49 235H45ZM59 240L60 239H58V241ZM235 241H237V242L240 241V242L236 243ZM92 242H94V243H92ZM89 243H90V245H89ZM233 243H235V245H233ZM56 244H58V243H56ZM236 244H237V252L235 250ZM222 245L224 246L223 249L226 247L225 250L220 248V247H222ZM232 245H233V247H232ZM231 249H233L234 252H232ZM224 252H226V254L228 256H226V254ZM77 254H79V253H77ZM229 255L230 256L233 255V256L229 257ZM236 256H234V258H236ZM187 257L188 258L190 257V258L187 259ZM182 260H184V263ZM211 260H213V261L211 262ZM165 262H167V260H165ZM185 264H189V263H185Z\"/></svg>","mask_w":264,"mask_h":264}]
</instances>
